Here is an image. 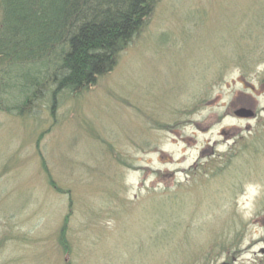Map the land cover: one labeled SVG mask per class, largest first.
Here are the masks:
<instances>
[{
    "label": "rangeland",
    "instance_id": "374dc122",
    "mask_svg": "<svg viewBox=\"0 0 264 264\" xmlns=\"http://www.w3.org/2000/svg\"><path fill=\"white\" fill-rule=\"evenodd\" d=\"M45 94L0 111V264H264V0H158Z\"/></svg>",
    "mask_w": 264,
    "mask_h": 264
},
{
    "label": "trees",
    "instance_id": "16d2710c",
    "mask_svg": "<svg viewBox=\"0 0 264 264\" xmlns=\"http://www.w3.org/2000/svg\"><path fill=\"white\" fill-rule=\"evenodd\" d=\"M158 0H0V111L76 93L115 66Z\"/></svg>",
    "mask_w": 264,
    "mask_h": 264
},
{
    "label": "water",
    "instance_id": "95a60500",
    "mask_svg": "<svg viewBox=\"0 0 264 264\" xmlns=\"http://www.w3.org/2000/svg\"><path fill=\"white\" fill-rule=\"evenodd\" d=\"M235 116L238 118H251L253 117V114L247 111H239L235 113Z\"/></svg>",
    "mask_w": 264,
    "mask_h": 264
},
{
    "label": "bare ground",
    "instance_id": "6f19581e",
    "mask_svg": "<svg viewBox=\"0 0 264 264\" xmlns=\"http://www.w3.org/2000/svg\"><path fill=\"white\" fill-rule=\"evenodd\" d=\"M0 79L5 80L3 77H0ZM3 84H5V82H0V85H3Z\"/></svg>",
    "mask_w": 264,
    "mask_h": 264
}]
</instances>
